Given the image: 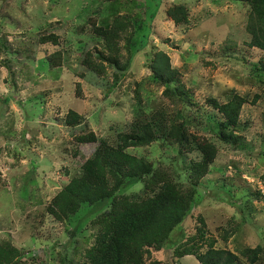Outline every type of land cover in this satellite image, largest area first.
Returning a JSON list of instances; mask_svg holds the SVG:
<instances>
[{
  "label": "rangeland",
  "instance_id": "1",
  "mask_svg": "<svg viewBox=\"0 0 264 264\" xmlns=\"http://www.w3.org/2000/svg\"><path fill=\"white\" fill-rule=\"evenodd\" d=\"M155 2L158 4L156 0L0 2V243L9 241L28 251L19 259L22 264H58L57 252L67 249L71 256L75 245L82 251L92 243L89 223L108 204L83 205L63 222L46 214L45 207L79 175L81 165L97 146L77 144L74 136L91 131L112 142L117 133L128 129L136 106L150 115L171 107L147 69L151 49L168 56L198 105L201 128L191 131L218 147L213 165L198 183L194 208L170 236L179 242L197 227L204 231L205 236L190 246L189 255L179 264H200L196 256L212 240L215 248L237 255V264H249L240 255L243 248L260 246L263 253L256 264H264V202L258 197L264 195V73L251 75L246 67L264 63V53L247 46L248 7L229 0H161L158 6ZM169 2L188 9L187 25L177 26L166 17L163 12ZM116 15L131 18L136 31L131 66L111 88L113 69L105 66V74L92 77L81 65L85 52L95 54L101 49L99 40L80 33L79 27L93 16L98 25L108 27ZM44 33L57 35L58 44L38 43ZM120 47L124 62V41ZM57 51L61 52V66L49 68L46 57ZM230 91L248 101L239 123L244 148L221 144L208 130L213 128L209 114L216 112L207 106V98L225 102ZM255 96L258 99L251 104ZM70 110L85 117L75 129L64 125ZM129 152L146 157L156 168L180 172V160L174 162L171 149L163 151L157 143ZM139 189L131 184L120 193ZM200 219L204 227H200ZM81 230L89 238L87 242L77 239L80 235L72 237ZM225 231L228 237L223 241ZM172 251L156 255L167 259ZM82 262L76 259L74 264Z\"/></svg>",
  "mask_w": 264,
  "mask_h": 264
},
{
  "label": "trees",
  "instance_id": "2",
  "mask_svg": "<svg viewBox=\"0 0 264 264\" xmlns=\"http://www.w3.org/2000/svg\"><path fill=\"white\" fill-rule=\"evenodd\" d=\"M156 1L158 4L161 2ZM229 1L247 5V46L264 53V0ZM163 13L177 26L189 23L188 9L182 4L169 2V7ZM135 31V23L123 15H116L108 27L98 25L96 16L88 18L86 24L79 27V32H87L98 39L101 50L95 54L85 52L81 65L92 77L105 74V66L113 69L111 88L117 86L131 66L130 48ZM122 41L127 53L124 62H121ZM38 43L57 45L58 36L44 33L38 38ZM151 50L147 69L152 82L163 88L162 96L171 107L161 108L150 115L136 106L128 129L117 133L112 142L96 137L91 131H82L74 136L77 144L97 143V146L81 165L79 175L71 178L53 196L44 212L55 221L63 222L76 215L83 205H108L89 223L87 229L93 231L90 235L92 243L82 251L75 245L71 256L67 249L57 252L58 264H74L76 259H82L81 264H179L181 258L189 255L190 246L205 236L204 231H198L197 227L193 234L189 232L183 235L179 242L172 241L170 237L176 228H181L194 208L198 183L213 165L218 147L213 140L191 131L201 128L198 105L191 92L181 83L179 71L172 67L168 56L162 51ZM46 62L49 68L60 67L61 52L52 53L46 57ZM259 64L248 67L243 63L251 75L261 77L264 63ZM257 99L255 96L251 104L256 103ZM247 102L246 97L233 91L229 92L225 102L207 98V106L216 112L209 114L213 128L208 130L217 142L234 149L244 148L239 123L241 110ZM84 121L83 115L70 110L64 125L75 129ZM155 143L163 151L171 149L174 162L180 160L179 173L166 167L156 168L146 157L129 152L130 149L146 148ZM194 153L198 158L188 157V154ZM131 184H137L140 189L130 194L120 193ZM258 197L264 202V195L258 194ZM199 223L200 227H204L203 220L200 219ZM84 232H73L72 237L80 235L77 239L87 242L89 238ZM227 237L225 231L222 240L226 241ZM215 242H208L205 252L197 254L198 262L237 264L238 256L227 249L215 248ZM172 248L169 258L157 257V253L164 254V251ZM26 252L9 241H3L0 243V264H22L19 259ZM262 253L260 246L245 247L240 251L249 264H256Z\"/></svg>",
  "mask_w": 264,
  "mask_h": 264
},
{
  "label": "water",
  "instance_id": "3",
  "mask_svg": "<svg viewBox=\"0 0 264 264\" xmlns=\"http://www.w3.org/2000/svg\"><path fill=\"white\" fill-rule=\"evenodd\" d=\"M6 0H0L1 3L5 2Z\"/></svg>",
  "mask_w": 264,
  "mask_h": 264
}]
</instances>
